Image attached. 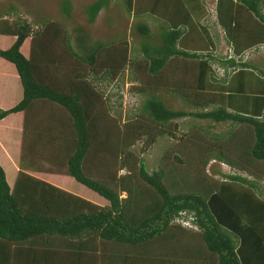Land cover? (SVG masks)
<instances>
[{"label":"trees","instance_id":"trees-1","mask_svg":"<svg viewBox=\"0 0 264 264\" xmlns=\"http://www.w3.org/2000/svg\"><path fill=\"white\" fill-rule=\"evenodd\" d=\"M112 1L86 5V22ZM120 1L140 36L131 59L120 42L73 44L63 21L0 13V264H264V71L242 60L264 50V0H217L211 23L202 0ZM127 68L139 99L121 121L103 84ZM183 118L209 124L181 132ZM162 137L149 171L134 145ZM214 158L251 179L215 178ZM188 215L198 231L174 221Z\"/></svg>","mask_w":264,"mask_h":264},{"label":"rangeland","instance_id":"rangeland-1","mask_svg":"<svg viewBox=\"0 0 264 264\" xmlns=\"http://www.w3.org/2000/svg\"><path fill=\"white\" fill-rule=\"evenodd\" d=\"M61 1L62 0H0V13L3 14L8 12L10 9H14L15 14L22 15L35 26L45 19L63 21L66 29L70 33V38L73 44H75L74 37L79 34L86 35L89 42L101 41L107 45L120 42V45L124 47L125 50H128L129 59L132 58L131 51L135 52V47H137L140 43V36L135 30H133L136 20L129 15L120 0H113L107 9L99 13L95 22L92 24L86 22L84 9L85 6L93 0H69L72 5V11L67 19L61 14ZM149 25L151 27L152 22L149 21ZM77 26H81L82 30H76ZM153 30H155V28ZM218 34H221L220 31ZM214 36L215 45L217 46L219 44L218 52L221 54L224 53L226 50L225 43L216 35ZM259 53L261 54H256L249 60L254 65L255 70L261 69L264 71V66L262 67L259 64L254 63L255 61H258L261 65H264V50H261ZM128 73H131L132 75L130 68H127L123 72V76L117 77L112 83L103 84L104 89L106 88L105 91L110 90V92L116 94L112 100L115 101L117 99V101H120L121 108L118 107L117 110L112 111V114L115 116L119 114L121 121L132 114V105H135L136 101L139 99L137 94L128 91V87L133 84L129 80ZM117 95L120 97H117ZM166 105L171 108H178L181 106V102L174 98H167ZM179 123L182 129L181 132H185L190 126L195 124L201 126L209 124L208 121L190 118H183L179 120ZM232 127L233 126L229 125V123H219L214 125L213 130L215 132L223 133L226 129L227 132ZM168 144L169 141L167 138L162 137L145 153L139 152L138 143L134 145V150L136 154L142 158L145 167L151 171L157 167L162 151ZM213 160L215 161H210L211 164L210 162L208 163L206 172L213 175L215 178L219 177L218 172H220V174H222L221 172H225L229 175L238 174L251 179V177L246 173L234 170L229 166L225 167L222 163H220V160L216 158ZM5 170L10 179L15 178V171L17 170V167L12 162L5 164ZM259 189L262 193H264V180L259 181Z\"/></svg>","mask_w":264,"mask_h":264},{"label":"crops","instance_id":"crops-1","mask_svg":"<svg viewBox=\"0 0 264 264\" xmlns=\"http://www.w3.org/2000/svg\"><path fill=\"white\" fill-rule=\"evenodd\" d=\"M203 2H204V6H205V8L207 9V11H208V13H209V15H208V17L205 19V18H202L201 19V21H200V23H204L205 21L206 22H210L211 23V21H215V10H216V7H217V0H202ZM111 4V3H110ZM109 4V5H110ZM164 5H166V4H164ZM171 6H173V5H171ZM109 6H107L106 8H104V9H102L101 11H104L105 9H107ZM164 8H166V7H164ZM163 8V9H164ZM171 9H173L174 10V8H172V7H170ZM168 9V8H167ZM169 10V9H168ZM100 11V12H101ZM99 12V13H100ZM99 13H98V15H99ZM98 17V16H97ZM205 19V20H204ZM150 22H152V27H154L155 28V26H154V24H156L157 22L156 21H154V20H152L151 21V19L149 20ZM149 23V22H148ZM154 28H152V31H154V32H156V30H153ZM217 31L219 32L220 31V28L218 27L217 28ZM220 33H221V31H220ZM220 36H221V34H220ZM69 37H70V34H69ZM76 37V36H75ZM75 37H74V40H75ZM220 39H221V37H220ZM70 40H71V38H70ZM219 45V44H218ZM218 45L214 48V54H216V55H220V56H222L223 58H230V57H233L234 59H238V58H236L237 56H235V55H233V54H230L229 53V51L227 50V49H230L229 48V46L228 45H226V50L224 51V53H219L218 52ZM231 50V49H230ZM258 54H261V53H258ZM256 55V54H255ZM251 58V56H249L248 58H243L242 57V60H248V59H250ZM254 63H256V64H260L258 61H255ZM263 63V62H262ZM262 66H264L263 64H262ZM213 67L215 68V70H218L219 72L221 71L222 72V74H223V71L226 69L228 72H230V67H227V68H225V67H223V66H221V65H219L218 63H214L213 64ZM221 73H218L217 75L218 76H221L222 75ZM180 101V100H179ZM181 102V101H180ZM182 104V103H181ZM179 108V107H178ZM181 120V119H180ZM201 121H206V120H201ZM178 122H179V120H178ZM180 131H182V129H180ZM60 181H62V179L60 180ZM263 195H264V193H262ZM187 248H188V246H187ZM187 253H188V251H186L185 252V254L187 255Z\"/></svg>","mask_w":264,"mask_h":264},{"label":"built area","instance_id":"built-area-1","mask_svg":"<svg viewBox=\"0 0 264 264\" xmlns=\"http://www.w3.org/2000/svg\"><path fill=\"white\" fill-rule=\"evenodd\" d=\"M262 49H264V46H262ZM253 50H254V48H250V49H248V50H246L245 51V57L247 56V55H250L252 52H253ZM228 51H229V53L230 54H232V52H231V50L230 49H228ZM220 73H222L221 71H220ZM179 214H181V215H183L184 214V212H180ZM192 220H193V217L191 216V215H188L187 217H183V216H180V217H175L174 218V221H178V222H180V224L182 225V226H184V227H192ZM195 228V227H194Z\"/></svg>","mask_w":264,"mask_h":264},{"label":"clouds","instance_id":"clouds-1","mask_svg":"<svg viewBox=\"0 0 264 264\" xmlns=\"http://www.w3.org/2000/svg\"><path fill=\"white\" fill-rule=\"evenodd\" d=\"M247 57H249V55H247L246 57H245V52L243 53V58H247ZM216 72H217V74L218 73H220L218 70H216ZM222 74V73H221ZM210 161H215V160H210ZM220 163H222L223 164V166H225V167H227V166H229L228 164L226 165L224 162H222V161H220ZM210 164H211V162H210ZM208 166V165H207ZM230 167V166H229ZM231 168V167H230ZM223 173H225V172H223ZM191 215H193V214H191ZM192 227L190 228V227H184L185 229H188V230H193V231H198L199 230V226H196L193 222H192ZM195 227V228H194Z\"/></svg>","mask_w":264,"mask_h":264}]
</instances>
